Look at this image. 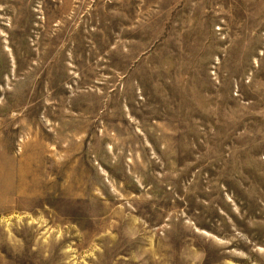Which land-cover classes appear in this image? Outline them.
<instances>
[{
    "label": "rangeland",
    "instance_id": "obj_1",
    "mask_svg": "<svg viewBox=\"0 0 264 264\" xmlns=\"http://www.w3.org/2000/svg\"><path fill=\"white\" fill-rule=\"evenodd\" d=\"M0 264H264V0H0Z\"/></svg>",
    "mask_w": 264,
    "mask_h": 264
}]
</instances>
